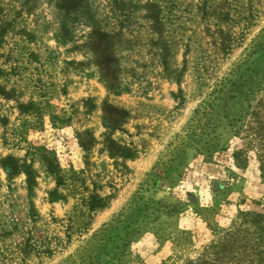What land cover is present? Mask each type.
<instances>
[{
	"label": "rangeland",
	"instance_id": "rangeland-1",
	"mask_svg": "<svg viewBox=\"0 0 264 264\" xmlns=\"http://www.w3.org/2000/svg\"><path fill=\"white\" fill-rule=\"evenodd\" d=\"M246 213L264 0H0V264H217Z\"/></svg>",
	"mask_w": 264,
	"mask_h": 264
},
{
	"label": "trees",
	"instance_id": "trees-1",
	"mask_svg": "<svg viewBox=\"0 0 264 264\" xmlns=\"http://www.w3.org/2000/svg\"><path fill=\"white\" fill-rule=\"evenodd\" d=\"M117 11L124 17L127 16L122 4L119 5ZM43 161L50 168V173H53L51 167L54 166V163L48 153ZM242 219L254 226L253 229L238 230L234 240L224 239L219 245L213 247V250L217 251H214V259L217 264H264V215L246 213L242 215ZM230 237L232 238L231 235ZM224 259L225 262L222 261Z\"/></svg>",
	"mask_w": 264,
	"mask_h": 264
}]
</instances>
